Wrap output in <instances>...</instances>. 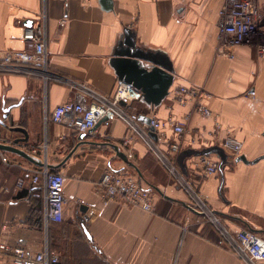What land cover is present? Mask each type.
Listing matches in <instances>:
<instances>
[{
	"label": "crops",
	"instance_id": "0c3cea01",
	"mask_svg": "<svg viewBox=\"0 0 264 264\" xmlns=\"http://www.w3.org/2000/svg\"><path fill=\"white\" fill-rule=\"evenodd\" d=\"M226 2L0 0V60L7 52L25 48L27 27L45 24L49 72L54 75L0 73V120L4 109L13 107L4 121L30 133V142L21 149L49 165L62 163L80 140L65 125L52 121L54 110L78 97L73 83L104 96L114 94L120 81L111 61L130 30L138 47L162 52L170 59L175 81L159 107L153 109L154 102L141 96L128 113L137 117L149 136L150 127L140 120L141 115L174 117L185 123L181 153L224 149L228 138L241 143L240 155L225 151L229 160L224 180L220 172L206 176L202 164L203 157L220 164L217 153L185 156L184 167L180 153L177 167L233 234L252 230L264 237V159L250 165L235 162L241 155L249 161L264 156V53L258 49L264 46V33L252 44L236 48L234 59L221 55L220 13ZM189 85L201 87L203 96L180 103L175 90ZM199 101L211 109L212 117L196 111ZM0 133L2 143L24 137L1 124ZM129 133L125 121H105L55 170L66 177L65 219L48 226L44 183L34 186L27 179L23 188H17L25 170L41 167L0 150V244L22 246L35 255L52 242L59 264H243L219 230L189 209L188 192L171 177L141 134L124 144ZM168 140H179L171 129ZM110 144L119 146L128 158L132 154L129 160L136 168ZM40 146L44 150L34 154L33 149ZM161 149L168 152L170 146L165 142ZM107 170L137 176L154 197V211L145 212L121 199L105 201L100 183ZM0 264H13V255L0 252ZM28 264L37 263L32 258Z\"/></svg>",
	"mask_w": 264,
	"mask_h": 264
},
{
	"label": "built area",
	"instance_id": "2783aa9c",
	"mask_svg": "<svg viewBox=\"0 0 264 264\" xmlns=\"http://www.w3.org/2000/svg\"><path fill=\"white\" fill-rule=\"evenodd\" d=\"M221 27L219 37L223 41L219 53L230 59L235 58V49L252 44L253 39L264 33V3L261 0H227L221 13ZM25 48L21 51L5 53L0 60V73H25L32 75L54 76L49 71V59L47 52L46 25L31 26L25 29L23 35ZM264 53V46L260 47ZM73 89L78 97L59 105L53 112L52 121L55 124H63L77 135L92 134L91 132L100 121L119 119L125 121L130 133L124 139V144L129 145L134 140V134H141L151 150L157 155L160 162L168 169L171 177L175 179L190 195L189 209L202 216L206 215L230 243L233 251L248 264H264V237L252 230H241L233 234L222 219L216 214L204 199L187 183L185 177L178 169L177 156L181 153V139L187 132L185 123L176 121L174 117L162 120L157 117L151 118V126L154 127L158 140L141 130L138 119L127 111L135 100L142 94L132 84L120 82L112 96H104L86 85L73 83ZM253 94V93H251ZM175 95L180 103L186 102L190 97L201 99L203 91L198 85L180 86L175 90ZM89 99V100H88ZM126 102L127 105H121ZM196 111L205 117H212L211 109L198 102ZM171 129L179 138L178 141L168 140V130ZM1 141V139H0ZM167 142L170 146L168 152H163L161 145ZM226 152L234 156L242 152V144L233 138H228L223 143ZM44 147L33 149L37 154ZM133 155H129L132 159ZM3 161L12 165L8 157ZM202 164L206 176H215L219 173V162L211 157H203ZM30 179L34 186L44 183L46 189L45 222L62 223L65 219V184L66 177L63 172L53 171L48 168L25 170L24 178L17 183V188L25 186L26 180ZM101 190L105 201L121 199L134 207L145 212L154 211V197L150 189L145 188L140 179L129 172H115L107 170L101 179ZM0 252L13 255V264H28L34 259L37 264H59L60 256L51 251L47 245L41 252L31 255L22 246L11 247L0 244Z\"/></svg>",
	"mask_w": 264,
	"mask_h": 264
},
{
	"label": "water",
	"instance_id": "95a60500",
	"mask_svg": "<svg viewBox=\"0 0 264 264\" xmlns=\"http://www.w3.org/2000/svg\"><path fill=\"white\" fill-rule=\"evenodd\" d=\"M112 66L116 70L120 82H126L132 84L137 90L142 93L143 98L146 102H154L152 106L153 109L159 107L162 102L169 96L170 90L175 81L174 67L170 59L162 52L145 50L137 46V42L134 38L133 33L128 30L125 41L120 45L119 49L116 51L113 59ZM148 65H146V64ZM121 105L126 106V102H122ZM13 107H8L4 109L5 115L3 120H0V124L7 129L10 133H22L23 138H16L13 143H2L0 142V150L8 151L24 157L30 162L40 166L41 168H48L50 170L61 169L69 159L73 157L75 152L78 150L81 144L85 143L87 134L79 135L80 143L69 153V155L64 159L59 165H49L44 161L38 159L37 157L30 155L26 151L22 150L23 144H28L30 142V133L27 129L20 126H9L6 124L8 119V114L11 112ZM140 120L146 122L150 127L151 136L156 140L157 134L154 127L151 126V118L141 115ZM5 120V121H4ZM108 121V118L103 119L99 124L91 131L94 132L103 122ZM2 138V133H0V139ZM110 146L115 149L117 155L123 159L127 164L136 168V166L129 160L127 155L120 149L117 145ZM211 153H217L222 158L219 164V172L221 173L224 180V170L229 160V156L224 149H208L204 151H184L179 157V163H182V159L185 156H205ZM264 159L260 157L254 161H249L244 155L236 158L235 162H244L247 165L256 164L260 160ZM182 166L184 167L183 163ZM86 233H88L87 228H85Z\"/></svg>",
	"mask_w": 264,
	"mask_h": 264
},
{
	"label": "trees",
	"instance_id": "16d2710c",
	"mask_svg": "<svg viewBox=\"0 0 264 264\" xmlns=\"http://www.w3.org/2000/svg\"><path fill=\"white\" fill-rule=\"evenodd\" d=\"M130 108V106H127V110ZM73 150V149H72ZM41 208V207H40ZM42 210H41V214L39 215V217H38V220H39V222H42L41 220H43V217H42ZM50 250L51 251H54V248H53V245H52V242H50Z\"/></svg>",
	"mask_w": 264,
	"mask_h": 264
},
{
	"label": "rangeland",
	"instance_id": "374dc122",
	"mask_svg": "<svg viewBox=\"0 0 264 264\" xmlns=\"http://www.w3.org/2000/svg\"><path fill=\"white\" fill-rule=\"evenodd\" d=\"M264 32V31H263ZM260 36V35H259ZM255 39V38H254ZM261 46L258 47V49H260ZM184 188V187H183ZM185 189V188H184ZM189 195V194H188ZM190 198V195H189ZM198 214V213H197ZM202 215V214H201ZM203 217H205V219L209 222V219L206 215H204ZM228 228V227H227ZM220 232V231H219ZM221 233V232H220ZM222 235V234H221ZM223 236V235H222ZM180 248V247H179ZM241 259V258H240ZM243 264H248L244 259H241Z\"/></svg>",
	"mask_w": 264,
	"mask_h": 264
}]
</instances>
